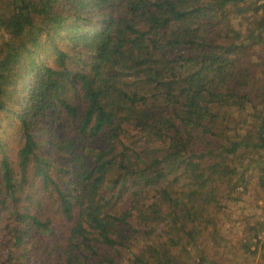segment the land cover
Masks as SVG:
<instances>
[{
    "label": "trees",
    "instance_id": "1",
    "mask_svg": "<svg viewBox=\"0 0 264 264\" xmlns=\"http://www.w3.org/2000/svg\"><path fill=\"white\" fill-rule=\"evenodd\" d=\"M251 174L264 0H0V264H218Z\"/></svg>",
    "mask_w": 264,
    "mask_h": 264
},
{
    "label": "rangeland",
    "instance_id": "2",
    "mask_svg": "<svg viewBox=\"0 0 264 264\" xmlns=\"http://www.w3.org/2000/svg\"><path fill=\"white\" fill-rule=\"evenodd\" d=\"M248 181L247 192L237 194V201L229 203L228 212L221 214L223 223L215 226L216 233L225 236L230 245L213 250L212 256L215 255L218 264H264L262 256L253 258L242 249L243 244L248 242L249 233L246 230L257 229L261 233L259 237H264L261 230L264 229V189L257 186L253 174L248 177Z\"/></svg>",
    "mask_w": 264,
    "mask_h": 264
}]
</instances>
